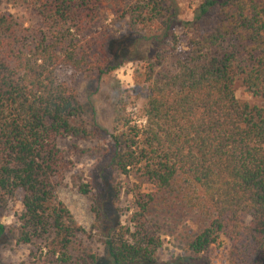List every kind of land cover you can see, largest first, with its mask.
I'll return each instance as SVG.
<instances>
[{"label":"trees","instance_id":"obj_1","mask_svg":"<svg viewBox=\"0 0 264 264\" xmlns=\"http://www.w3.org/2000/svg\"><path fill=\"white\" fill-rule=\"evenodd\" d=\"M24 2L32 21L0 12V204L20 195L22 206L13 224L0 222V238L44 248L50 263L102 264L57 188L72 154L85 151L78 142L96 136L101 78L133 62L143 121L117 100L108 165L152 188L137 193L126 224L93 206L104 263L208 264L204 255L221 238L228 264H264V106L234 94L238 81L264 100V0H203L187 20L176 0ZM63 67L93 80L85 101L58 78ZM155 209L191 215L185 254L157 258Z\"/></svg>","mask_w":264,"mask_h":264},{"label":"rangeland","instance_id":"obj_2","mask_svg":"<svg viewBox=\"0 0 264 264\" xmlns=\"http://www.w3.org/2000/svg\"><path fill=\"white\" fill-rule=\"evenodd\" d=\"M25 0H0V12L11 13L21 22L32 21L30 11L26 8ZM31 1V0H27ZM203 0H176L180 13V19H190L193 10ZM106 5V3H103ZM105 26L108 34H118L115 23L110 24L113 17L107 12ZM123 27L120 26V29ZM100 30V29H99ZM177 34L181 28L176 29ZM136 63L129 62L104 75L99 83V90L93 95L96 110L97 128L93 140L78 142L85 149L84 152L76 151L72 154L73 168L67 172L57 188V197L72 213L76 222L81 225L86 233L82 237V243L91 248L100 258H107L104 253L102 238L97 228V218L93 213V206H102L108 222L120 224L128 223L131 212L134 210L138 192L147 193L152 186L147 183L139 184L134 177L119 175L111 170L108 165L112 146L108 133L111 132L112 115L117 100L122 99L126 104V113L135 123L143 121L141 107L145 101V89L136 86L133 82V70ZM58 78L74 87L85 101L89 89L94 88V82L90 76L76 72L72 68L63 67L56 70ZM235 97L240 102L251 105L264 106V100L244 91L240 82L234 85ZM68 140L60 142L65 149H69ZM75 183H87L91 189L88 195L78 192ZM20 195L0 204V222L5 225L13 224L15 215L22 206ZM98 205V206H99ZM100 206V207H101ZM161 239V246L157 251V258L161 261L185 254L184 244L187 235L194 231V221L191 215L179 213L172 215L168 212L153 210L150 216ZM249 219L247 218V221ZM107 224L106 222L103 223ZM228 244L221 238L212 245L204 255L208 264H228ZM0 264H54L46 258L44 248L16 244L9 237L0 238Z\"/></svg>","mask_w":264,"mask_h":264}]
</instances>
